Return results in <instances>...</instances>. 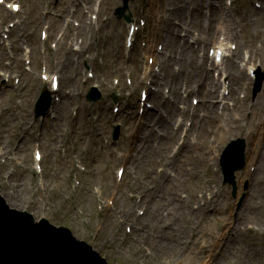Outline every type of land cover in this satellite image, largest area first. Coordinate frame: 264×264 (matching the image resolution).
<instances>
[{
	"label": "rangeland",
	"instance_id": "1",
	"mask_svg": "<svg viewBox=\"0 0 264 264\" xmlns=\"http://www.w3.org/2000/svg\"><path fill=\"white\" fill-rule=\"evenodd\" d=\"M57 1H65L68 9L63 8V13L57 18L49 17L59 25L56 30L51 25L47 31L49 38L44 39L42 29H39L43 22L42 12L48 9L51 2L56 4ZM88 1L92 4L90 9H85ZM224 1L226 9L221 12V8H218L219 21L214 27V34L209 37L205 53L208 55V49L214 47L223 35L228 44H237L232 51L241 52L236 69L241 74L239 82H242L243 89L239 90L237 98L229 96L231 102L237 103V108L224 113L227 118L240 115L234 119L238 125L237 132L236 125L231 124L234 135L226 133L230 137L224 140L220 135L215 139L208 138L205 144L213 143L212 148L205 151L204 160H201L202 152L194 148L197 143L203 144L200 139L195 141L201 128V120L197 117L200 125L187 136L193 146L180 149L184 158L177 154L179 160H184L175 169L181 175L166 188H161L159 183L164 180L162 172L168 162L163 164L162 157L147 155L149 151H144L143 146L139 151L131 149L130 144L138 136L147 141L149 133H143L144 128L153 129L154 126V123L149 126L147 118L156 114L158 108L169 123L179 128V140L168 158L172 163L175 160L173 154L184 138L183 129L188 126L180 128L179 119L184 117L195 121L192 116L183 115V111L188 106L190 109L197 106L193 105V97L202 100V96L191 94L196 89V70L179 71L182 68L179 58L192 55L188 50L180 52L181 47L177 49L178 62H174L177 65L171 67L175 74L180 73L183 82L182 98L175 104L179 110L174 118H171L169 104L160 105L161 102L158 103L157 98L151 96L145 103L153 104L156 108L146 115L147 109L140 98L141 90L147 89L149 93V86L154 90L158 86L157 90H166L168 94L171 84L174 88L176 86L171 78L169 82L159 79V86L155 81L158 77L151 78L154 82H148V76L143 75V66H146L144 54L154 55L152 50L158 45L154 34L165 28L171 0H134L131 3L134 18L141 27L132 47L126 44L128 24L117 20L114 15L115 9L122 4L121 0L2 2L0 71L7 74H0V193L10 205L26 209L36 218L47 217L54 224L69 227L78 239L93 245L110 264H185V252L175 250L164 239L173 221L160 219L154 206L164 193L163 202L168 206L164 213L169 214L172 210L177 214L178 199L174 200L171 192L174 190L186 198L185 188L190 182L183 173L193 168L201 171L203 176L199 181L192 179V183L203 185L197 190V195L205 194V197L213 198L212 204L199 215L204 218L200 225L203 233L190 260L199 264L205 258L204 264H215L222 260L219 258L221 255L227 256L233 252L235 264H264V235L262 244L256 237L247 241L244 234L235 231L248 201L253 199L256 192L260 194V201L264 202V183L259 181L264 177V158L259 161L262 167L254 169L257 159H251L250 153L253 148L251 141H255L256 137L249 134L252 118L250 105L264 97V76L261 90L254 96L256 79H249V71L244 65V57L250 50V36L261 24L260 19H264V8L256 4L258 0ZM259 2L264 6V0ZM10 3H20L21 10H11ZM81 6L84 8L79 9ZM51 9L57 10L52 6ZM86 10L89 15H86ZM27 16L24 24L27 30L24 32L28 36L17 35L16 27L11 32H4L6 24ZM64 17L69 18V29H73V32L64 33ZM230 21L232 24L229 26ZM142 22H146V26L143 27ZM86 23L92 24L93 30L81 32L79 26L83 25V28ZM260 28L264 26L260 25ZM224 29L227 33L223 32ZM71 43H77L82 49H75ZM8 44L12 47L8 48ZM251 46L254 50L258 49L259 54H264L260 40ZM25 47H29L30 52ZM211 61L212 58L208 66L211 80L220 79L223 82L225 77L220 75V68H213ZM226 64L229 65L230 61H226L224 67ZM256 67L264 73V66L258 63ZM88 71L93 72L94 77H88ZM45 73L60 77L58 91L52 93L51 78L44 77ZM187 83L193 87L187 86ZM93 85H98L103 97L97 102H88L86 96ZM45 90L51 91L54 96L52 113L45 118L35 119V104ZM241 94L246 95V107L241 105ZM142 109H146L145 113ZM203 113L204 107L199 105L196 114ZM156 120L159 121L158 118ZM117 125L120 126L121 135L113 143L112 132ZM155 131L151 140L157 143L162 135L160 129ZM222 136L224 138L225 133ZM238 137L246 139V166L236 172L238 194L234 198L232 186L223 184L220 156L226 145ZM37 149L43 153V161L35 160L34 152ZM119 168L125 171L121 177L117 175ZM205 181L212 185L209 191L204 186ZM246 183L249 185L247 195L238 210L237 204ZM197 207L198 204H194V208ZM160 244L164 245L165 250L160 249ZM228 261L229 258H224L221 264Z\"/></svg>",
	"mask_w": 264,
	"mask_h": 264
},
{
	"label": "bare ground",
	"instance_id": "2",
	"mask_svg": "<svg viewBox=\"0 0 264 264\" xmlns=\"http://www.w3.org/2000/svg\"><path fill=\"white\" fill-rule=\"evenodd\" d=\"M192 1L196 5L195 10L200 9L203 6L202 5L203 0H192ZM179 2L180 0H174L171 6L175 8L176 5L179 6ZM213 6L214 5H212L211 7ZM260 20H261V24H258L256 26L255 34L250 36V50L247 51V56H245L244 59L245 60L244 65L246 67V70L250 71V79L252 76V71L256 68L258 63L264 66V54L261 55L259 54L260 52L258 51V49L255 48L254 50L253 48H251L252 47L251 45L259 40L261 44L264 46V28L263 29L260 28V25L264 26V19H260ZM133 24L134 23L130 25ZM198 24H199V18L196 17L195 25ZM231 24L232 22L230 21L228 25L230 26ZM185 27L187 29V31H185L186 32L185 35L188 38L201 40L202 44L209 43V40L206 41L207 39L202 38L199 35V33L192 32L191 30H189L187 24L185 25ZM191 28H193L192 24H190V29ZM171 31L172 30H167L168 36L165 37V42L170 47L173 48L172 41H175V39L177 38L176 35L182 34V30L179 28L172 32ZM224 47H225V43L220 40L218 48L224 51ZM172 53L176 54V50L174 48L172 49ZM232 53L233 52L231 53L225 52L222 60L224 59L225 56L226 58H228V55ZM238 55L241 56L240 50L235 51V55H233V58L231 59L229 66H226L224 67V69H221V73L223 74V76H227V75L229 76L231 82L229 94L231 96H234L235 98L238 97L239 90L243 89L242 82H239V78L241 74L236 69L235 61H234V58ZM215 57H216V53L214 55V58ZM257 57H258L257 60L258 62L256 63ZM196 59L197 56L187 58L186 60L181 59V65H182L181 70L183 69L184 71L186 70L187 72L190 70V68H192L193 70L199 71L201 69V66L197 63ZM171 60L172 58H169V61L167 63L169 67L172 66ZM160 61L161 59L160 57H158L156 62H160ZM214 62H215L214 65L216 67L220 66V64L217 63L216 60ZM161 69H163V72L165 73L164 80L168 81L171 78L173 80V83L176 82V86L174 88L173 85H171V88L173 89V93L170 96H164L165 95L164 93L160 95L159 90L152 91V95L159 99V101L161 102L160 105L169 104V109L172 110L171 118H174V115L179 110L177 108V105L175 106V104L182 97L181 90L183 89V82L181 81L180 73L175 74L174 70H167L166 67L162 68V66ZM203 70L204 71H202L201 74L197 75V80H196L197 81L196 87H198L199 93L202 96V105L205 109H207L206 112L200 116V119L204 124V126L201 127V130H199L201 141L203 142V144L198 145L199 144L198 143L194 146L195 150H198V152H202V155L200 157L201 160H204V156L206 154L205 151L211 149L213 144L209 142L208 144H205V141L210 137L215 139L217 135H220V137L223 140L229 138L230 135H227L226 133H231L232 135H234V132L232 131V128L230 126L231 124L236 125L234 119L240 116L238 114H235L234 118L233 117L231 118L230 116H228V118L225 117L224 114L225 111L230 109L233 110L237 104L235 102L230 103L228 100L229 97L225 96V94L223 95L221 94V91L219 90V87L221 85L220 81L216 82L215 80L209 81L208 79H206L207 75L209 74V71L208 69L205 68V66L203 67ZM152 71H154L153 67H146L144 74L145 77L149 76ZM1 74L3 73L1 72ZM187 86L193 87L188 83ZM218 97L220 98L218 99ZM245 97L246 96L243 97L241 102V105L244 107L247 106ZM219 103L222 104L224 113L223 111L220 112L218 110ZM229 105H232V107ZM250 112L252 118L250 121L249 134L251 137H256L255 141L253 142L251 141V144H253V148L251 149L250 156L251 159L254 158L257 159V163L255 164V168H254L257 170L262 167L261 164L259 163L260 158H264V97L261 100L259 99L258 102H256L255 104L250 105ZM148 113H149V109L147 108L146 114ZM183 114H185V111L183 112ZM157 118L159 119V121L156 120ZM217 118H219L220 120H218ZM180 120H181V124L179 127L182 128L183 124L185 123L183 118H181ZM152 123H154V126L155 124L159 125L157 127L160 129L162 135V137L159 138V143H154V141L151 140L152 136L156 134V131L154 129H150L149 127H145L144 128L145 132L143 133L146 134L149 133V138L147 139V141L144 142V140L139 139L138 136L137 138H134L132 140L130 144V148L139 151L140 147L143 146L144 151H149V154L147 153V155H154L156 158L162 157V161L164 162V163L162 162L163 164H166L168 162V165H165V169L162 172V178L164 180L159 183L161 188H166L168 184L173 183L174 181L179 179L181 174L179 175L178 169L177 170L175 169L176 167H178V164L183 163L184 160H179L177 158V154L179 153L181 148H183L187 144L189 146L190 143H189V139L185 138L180 148L173 154L175 160L173 159V162L169 163L168 158L170 157L172 150L175 148L176 141L179 140L178 129H174L173 125L168 122V119L167 120L165 119V115L161 114L159 109H157L156 114L152 116L151 122L148 123L149 126ZM209 126L212 127L208 128ZM237 128L238 125L235 126L236 132H237ZM224 133L225 136L223 138L222 135ZM165 159H167V161H165ZM189 169L190 170L188 173H183L185 178L190 182L189 186L185 188L187 192L186 198H184L182 194H180L179 192L175 193L174 190L171 192V194L174 196V200L176 199L179 200V201L176 200V204L178 206L177 214L172 210H170L169 214L164 213L168 207L163 202L165 200L164 193H162V197L158 199V203L154 206V210L158 213L160 219L173 221L172 227L169 226L167 228V232L165 233V238H164L165 242L168 245L174 247L175 250L177 251L181 250L185 252V256L183 259V261L186 262L185 264H194V262H192L193 260L191 261L190 259L192 255L195 253L194 252L195 246L199 242L202 236V235L200 236V234L203 233V231L200 228V225L204 221V218H202L199 215L205 212L208 206L212 204L213 197L207 198L205 197V194L201 196L197 195V190L203 188V185L192 183V179L196 178L197 181H199L203 179V176L200 173L201 171L194 170L193 168H189ZM259 181L261 183H264V177H262ZM204 186L208 189V191L212 188L211 183H209L208 181L204 182ZM170 189L173 188L170 187ZM194 204H198L197 209L194 208ZM167 216H170V218H167ZM241 219L242 220L238 223L239 225L236 226L235 231L244 234L245 239H247V241L256 237L257 239H259L260 243H262L261 238L264 235V202L260 201L259 193L256 192L255 195L253 196V199L251 201L250 200L248 201L246 209L244 210ZM171 241L173 244H171ZM159 247L160 249L165 250L164 245L160 244ZM219 258H221L222 260L224 258H229L230 261H228L227 264L236 263V259L233 252H231L227 256L221 255ZM233 258L235 260H233ZM222 260L216 261L215 264L217 263L221 264ZM204 261L205 258H202L199 264H204Z\"/></svg>",
	"mask_w": 264,
	"mask_h": 264
},
{
	"label": "water",
	"instance_id": "3",
	"mask_svg": "<svg viewBox=\"0 0 264 264\" xmlns=\"http://www.w3.org/2000/svg\"><path fill=\"white\" fill-rule=\"evenodd\" d=\"M124 9L121 10V15ZM90 99L97 97L89 96ZM52 104L44 95L38 104L37 116L44 115ZM117 136H115L116 138ZM246 143L233 141L224 155L222 170L225 181L234 184L235 171L245 166ZM230 155L231 160L227 159ZM0 264H108L85 241L76 239L65 227L51 225L46 219L36 223L27 211L12 209L0 195Z\"/></svg>",
	"mask_w": 264,
	"mask_h": 264
}]
</instances>
